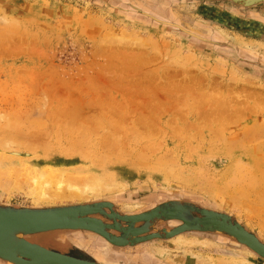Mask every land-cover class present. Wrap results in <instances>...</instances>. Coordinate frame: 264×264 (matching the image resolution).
<instances>
[{"label": "rangeland", "instance_id": "obj_1", "mask_svg": "<svg viewBox=\"0 0 264 264\" xmlns=\"http://www.w3.org/2000/svg\"><path fill=\"white\" fill-rule=\"evenodd\" d=\"M170 197L232 214L264 243V2L0 0V205L108 201L130 215ZM73 233L29 240L91 245ZM142 250L118 251L264 264L216 233Z\"/></svg>", "mask_w": 264, "mask_h": 264}, {"label": "water", "instance_id": "obj_2", "mask_svg": "<svg viewBox=\"0 0 264 264\" xmlns=\"http://www.w3.org/2000/svg\"><path fill=\"white\" fill-rule=\"evenodd\" d=\"M232 1L242 6L264 2ZM171 220L179 221V225L171 230L155 228V224ZM78 230L99 235L115 247L134 246L155 239L167 240L189 231L216 233L245 246L264 260V243L232 214L190 202L169 201L144 213L126 215L118 212L110 202L95 201L37 207L0 205V264H100L75 244H72V255H69L48 250L29 240L40 233L65 231L69 234ZM150 231L152 233L143 236ZM61 235L65 234L56 236L58 243L65 241Z\"/></svg>", "mask_w": 264, "mask_h": 264}, {"label": "flooded vegetation", "instance_id": "obj_3", "mask_svg": "<svg viewBox=\"0 0 264 264\" xmlns=\"http://www.w3.org/2000/svg\"><path fill=\"white\" fill-rule=\"evenodd\" d=\"M132 8L134 9V7H132ZM134 10H137L142 15H146L148 17H151L152 20H154V21H156L158 23H161L163 25H170L172 27H180L179 25L175 24L174 22H170L169 20H166L167 17H165V16L162 17L161 15H159V12L158 13H150V12H148L146 10L140 9L139 7L138 8L136 7ZM150 198H145L144 201H147ZM169 201H184V200H179V199H175L173 197H170V198H168L166 200L158 201V203H156V204L152 203L151 207L143 209V210H141V211H139L137 213H133V214H130V215H136V214L147 212V211L153 209L154 207H156L157 205H159L161 203H164V202H169ZM185 202H188V201H185ZM178 223L179 222H177V221L162 222V224L161 223L155 224V227H156L157 230H162V229L171 230L172 228H175L176 226H178L179 225ZM136 226H140V224H137ZM63 232H65V231H63ZM76 233H80L81 237L83 239H89V241H91V243H92V241L93 242H101V244L98 243V244H100L101 248H97V246H95V244H93V243L90 246H86V245L82 246V245H79V244L76 245L81 250L85 251L86 253L91 255L93 258H95V260L97 262L101 263V264H161V263L155 261L151 256H149L148 254H145V253L144 254L141 253V254L129 255L127 253H121L120 251H118L119 249L123 250V249H127V248H136V249H139L140 251L143 252L142 246H144L145 244H149V243L158 241V239L150 240V241H146V242H142V243H138V244H136L134 246L115 247V246H112L110 244L107 245L106 242H104L99 237H95L91 233H87L85 231L76 232ZM111 233H113L115 235H118V233L115 232V231H112ZM150 233H152V232L151 231L147 232V233L143 234V236L149 235ZM184 233H191V231L184 232ZM57 234H58V232H57ZM72 234H74L73 231L68 236H73ZM76 237H78V236H76ZM111 246H112V248H111ZM65 248H66V250L71 251L72 243L71 242H67Z\"/></svg>", "mask_w": 264, "mask_h": 264}, {"label": "bare ground", "instance_id": "obj_4", "mask_svg": "<svg viewBox=\"0 0 264 264\" xmlns=\"http://www.w3.org/2000/svg\"><path fill=\"white\" fill-rule=\"evenodd\" d=\"M179 29H180V27H179ZM181 29H183V28H181ZM185 30V29H184ZM186 31V30H185ZM187 34L188 35H192L193 37H199L198 35H196V34H193V33H191V32H189L188 30H187ZM111 50V49H110ZM115 52V51H114ZM120 53V52H119ZM120 55H122V54H120ZM105 58V57H104ZM138 62V61H137ZM102 66V65H101ZM99 67V66H98ZM118 71V70H117ZM164 77V76H163ZM114 78V77H113ZM112 78V79H113ZM169 78V77H168ZM172 78V77H171ZM168 80V79H167ZM189 80V79H188ZM125 81V80H124ZM191 81V80H190ZM167 83L168 82H170L169 80L168 81H166ZM174 82V81H173ZM193 82V81H192ZM175 83V82H174ZM181 83V82H180ZM198 83V82H197ZM126 84V83H125ZM141 84H142V82H141ZM158 85V84H157ZM122 86V85H121ZM132 86V85H131ZM142 85H140V87H141ZM176 86H177V84H176ZM201 86V85H200ZM171 87V85L169 86V88ZM191 87V86H190ZM130 88V87H129ZM159 88H164V87H161V86H159ZM158 88V89H159ZM185 88V87H184ZM134 89H135V87H134ZM144 89V88H143ZM146 89V88H145ZM144 89V90H145ZM149 89V88H148ZM165 89H167V90H169L168 88H167V86H166V88ZM165 89H163V90H165ZM188 89V88H187ZM142 90V89H141ZM174 90V89H173ZM199 90V89H198ZM119 91V90H118ZM192 92V91H191ZM199 93V92H198ZM126 94H128V93H126ZM247 94V93H246ZM128 96V95H127ZM251 96V95H250ZM175 97V96H174ZM179 97V96H178ZM244 97V96H243ZM248 97V96H247ZM172 99H173V97H171ZM246 98V97H245ZM157 99V98H156ZM185 99V98H184ZM250 99V98H249ZM260 100V99H259ZM262 100H263V98H262ZM202 101V100H201ZM200 101V102H201ZM261 101V100H260ZM213 102V101H212ZM246 102V101H245ZM132 104V103H131ZM150 103H148V105H149ZM167 104V103H166ZM169 104V103H168ZM168 104H167V106H168ZM224 106H222V108H223ZM213 108V107H212ZM220 109V108H219ZM214 110V109H213ZM204 112V111H203ZM222 112V111H221ZM206 114H208V113H206ZM210 114V113H209ZM210 116V115H209ZM206 117V116H205ZM208 117V116H207ZM206 117V118H207ZM211 117V116H210ZM142 123V122H141ZM148 125V124H147ZM149 127V126H148ZM58 186L59 187H61L62 186V182H59L58 183ZM62 195H60V197H61ZM75 197H73V196H70L71 198H78V195L77 194H75L74 195ZM171 221H175V220H171ZM177 222H179V221H177ZM177 227V226H176ZM80 230H78V231H73V232H79ZM88 233H90V232H88ZM91 234H93V235H95V236H97V237H99L100 239H102L104 242H106L107 243V245H109V243L105 240V239H103L102 237H100L99 235H96V234H94V233H91ZM178 235H180V234H178ZM220 235V234H219ZM62 236V235H61ZM177 236V235H176ZM62 237H64V236H62ZM57 238V237H56ZM55 238V239H56ZM173 238V237H172ZM170 239V238H169ZM64 240H65V238H64ZM57 241V240H56ZM79 242V241H78ZM61 243H65V241H63V242H61ZM92 243L93 244H95V246H97V248H101L100 247V244H101V242H93L92 241ZM91 243V244H92ZM98 243H100V244H98ZM104 244V243H103ZM81 245V244H80ZM89 246H90V244H88ZM106 245V244H105ZM105 248V247H104ZM104 250V249H103ZM101 264V263H100ZM219 264H226V263H219ZM231 264V263H230ZM233 264V263H232Z\"/></svg>", "mask_w": 264, "mask_h": 264}, {"label": "crops", "instance_id": "obj_5", "mask_svg": "<svg viewBox=\"0 0 264 264\" xmlns=\"http://www.w3.org/2000/svg\"><path fill=\"white\" fill-rule=\"evenodd\" d=\"M181 235V234H180ZM179 235H177V236H175V237H173V238H170V239H167V240H171V239H174V238H176V237H178ZM158 240H160V239H158ZM219 263H222V262H219ZM219 263H217V264H219Z\"/></svg>", "mask_w": 264, "mask_h": 264}]
</instances>
